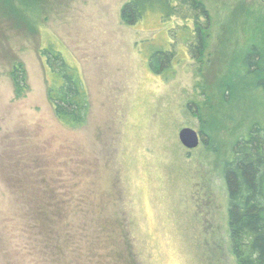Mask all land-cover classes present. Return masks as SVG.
<instances>
[{
  "label": "rangeland",
  "instance_id": "rangeland-1",
  "mask_svg": "<svg viewBox=\"0 0 264 264\" xmlns=\"http://www.w3.org/2000/svg\"><path fill=\"white\" fill-rule=\"evenodd\" d=\"M129 1L0 0V264H107L95 243L109 222L130 264H236L223 165L264 123V91L231 103L222 95L227 85L251 89L243 66L253 46L264 49V0H202V54L193 14L149 13L128 26ZM49 45L85 81L80 129L63 126L48 100ZM185 128L200 134L198 148L182 145ZM51 198L68 201L60 258L30 230Z\"/></svg>",
  "mask_w": 264,
  "mask_h": 264
},
{
  "label": "trees",
  "instance_id": "trees-1",
  "mask_svg": "<svg viewBox=\"0 0 264 264\" xmlns=\"http://www.w3.org/2000/svg\"><path fill=\"white\" fill-rule=\"evenodd\" d=\"M122 8L121 20L128 26H134L149 13L158 14L167 22L182 13L193 14L198 28L195 29L199 42L196 51L202 54V32L207 29L210 20L202 0H130ZM201 18H205L207 22L204 29L198 23ZM251 49L245 59L246 65L243 66V77L254 79L250 83L251 89H248L245 82L236 87L235 92L233 86L227 85L222 95L223 101L231 103L233 94L241 98L248 93L253 95L264 91V49L256 46ZM42 57L46 58L47 93L54 116L63 126L80 129L86 123L90 103L79 68L71 65L53 45L43 49ZM153 57L163 58L162 63L167 58L161 52L155 53ZM12 71L15 94L19 98L26 96L29 85L23 65L19 63ZM248 131L246 136L235 142L233 157L223 165V178L228 190L229 236L236 264H264V123L255 122ZM67 207L68 201L65 199L59 201L53 198L45 207H39L38 213L32 215V221L29 222L32 232L37 231L42 236L46 234V239L43 238L45 252L58 258L62 257L64 247L68 244L65 241L66 235L63 237L59 232L71 230ZM113 232V224L109 222L95 243L96 251L104 247L107 264H111V261L113 264H130V258L117 248L116 241L111 237ZM103 234L105 235L102 236ZM70 239L71 237L67 239L68 242ZM51 243L53 246H50ZM92 253L97 255L96 252Z\"/></svg>",
  "mask_w": 264,
  "mask_h": 264
},
{
  "label": "water",
  "instance_id": "water-1",
  "mask_svg": "<svg viewBox=\"0 0 264 264\" xmlns=\"http://www.w3.org/2000/svg\"><path fill=\"white\" fill-rule=\"evenodd\" d=\"M180 141L184 147L188 149H196L200 145V134L194 132L192 129L185 128L180 131Z\"/></svg>",
  "mask_w": 264,
  "mask_h": 264
}]
</instances>
